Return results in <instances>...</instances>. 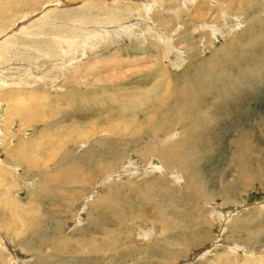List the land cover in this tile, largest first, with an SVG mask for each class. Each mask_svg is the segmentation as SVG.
<instances>
[{
  "label": "rangeland",
  "instance_id": "374dc122",
  "mask_svg": "<svg viewBox=\"0 0 264 264\" xmlns=\"http://www.w3.org/2000/svg\"><path fill=\"white\" fill-rule=\"evenodd\" d=\"M0 9V264H264V0Z\"/></svg>",
  "mask_w": 264,
  "mask_h": 264
},
{
  "label": "bare ground",
  "instance_id": "6f19581e",
  "mask_svg": "<svg viewBox=\"0 0 264 264\" xmlns=\"http://www.w3.org/2000/svg\"><path fill=\"white\" fill-rule=\"evenodd\" d=\"M147 2V1H146ZM149 2V1H148ZM1 10V9H0ZM249 34H251V33H249ZM118 36V35H117ZM152 38V37H151ZM132 42V41H131ZM138 57V56H137ZM153 58V57H152ZM151 58V59H152ZM102 59V58H101ZM104 61V60H103ZM102 61V62H103ZM117 63V62H116ZM143 63V62H142ZM97 64V63H96ZM141 63H139V65H140ZM103 65V64H102ZM141 66V65H140ZM145 66V65H144ZM100 67V66H99ZM116 67V66H115ZM136 68V67H135ZM139 68V67H138ZM94 72V71H93ZM79 73V72H78ZM135 75V74H134ZM101 76V75H100ZM132 76V75H131ZM98 78V77H97ZM43 82V81H42ZM67 83V82H66ZM65 85V84H64ZM77 86V85H76ZM95 92V91H94ZM177 93V92H176ZM144 103V102H143ZM157 106V105H156ZM188 110V109H187ZM175 114V113H174ZM150 119V118H149ZM159 120V119H158ZM173 120V119H172ZM137 121V120H136ZM56 122V121H55ZM134 122V121H133ZM158 122V121H157ZM136 124H138L137 122H136ZM49 125H51V124H49ZM53 126V125H52ZM133 126V125H132ZM156 126V125H155ZM154 126V127H155ZM168 126V125H167ZM237 127V126H236ZM128 128V127H127ZM144 128H146V127H144ZM156 128V127H155ZM119 129V128H118ZM151 129V128H150ZM159 129V128H158ZM147 130V129H146ZM143 131V130H142ZM148 131V130H147ZM145 132V131H144ZM51 133V132H50ZM55 133V132H54ZM146 133V132H145ZM50 136V135H49ZM58 137V136H57ZM138 137V136H137ZM82 140H84V139H82ZM113 140V139H112ZM155 141V140H154ZM14 146H15V144H14ZM239 146V145H238ZM245 148H248V145L246 144L245 145ZM237 149V148H236ZM97 150V149H96ZM120 150V149H119ZM155 150V149H154ZM153 150V151H154ZM165 151H167V149L165 150ZM170 151V150H169ZM138 152V151H137ZM171 152V151H170ZM59 153V152H58ZM167 153V152H166ZM121 154V153H120ZM186 154H187V152H186ZM186 154H184L185 156H186ZM248 154V153H247ZM161 155H162V153H161ZM160 155V157H162ZM168 155V154H167ZM119 156V155H118ZM43 158V157H42ZM239 158V157H238ZM167 160V159H166ZM176 160V159H175ZM50 162V161H49ZM39 163H41V162H39ZM69 163V162H68ZM88 163V162H87ZM48 164V163H47ZM176 165V164H175ZM54 166H55V164H54ZM177 166V165H176ZM73 167V166H72ZM107 168V167H106ZM104 169V168H103ZM108 169V168H107ZM106 169V170H107ZM1 170V169H0ZM246 171V170H245ZM76 172V171H75ZM85 172V171H84ZM87 172V171H86ZM91 173H93V172H91ZM53 174V173H52ZM57 174V173H56ZM88 174H90V173H88ZM1 176V175H0ZM82 176V175H81ZM259 176V175H258ZM88 177V176H87ZM89 178H91V177H89ZM74 179V178H73ZM80 180V179H79ZM85 180V179H84ZM81 181V180H80ZM160 182V181H159ZM161 182H163V181H161ZM218 182V181H217ZM240 182V181H239ZM242 182V181H241ZM79 184H81V183H79ZM53 185V184H52ZM89 185H90V182H89ZM158 185V184H157ZM83 187V186H82ZM48 189V188H47ZM64 192V191H63ZM166 199V198H165ZM67 200V199H66ZM79 200V199H78ZM99 203V202H98ZM101 203V202H100ZM93 204V203H92ZM97 204V203H96ZM169 205V204H168ZM100 206V205H99ZM98 207V206H97ZM171 208V207H170ZM174 208V207H173ZM92 209V208H91ZM96 210V209H95ZM178 210V209H177ZM118 217V216H117ZM25 218V217H24ZM24 222V221H23ZM28 225V224H27ZM29 226V225H28ZM30 227V226H29ZM34 228V227H33ZM26 230H27V228H26ZM77 237V236H76ZM96 238V237H95ZM61 239V238H60ZM178 243V242H177ZM70 244V243H69ZM171 247V246H170ZM174 248V247H173ZM166 250V249H165ZM27 252V251H26ZM169 261H170V259H169Z\"/></svg>",
  "mask_w": 264,
  "mask_h": 264
}]
</instances>
